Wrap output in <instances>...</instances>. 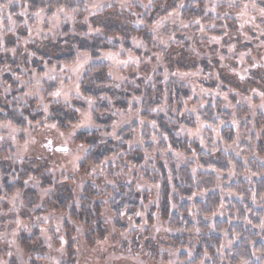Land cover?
Wrapping results in <instances>:
<instances>
[{"label":"trees","instance_id":"obj_1","mask_svg":"<svg viewBox=\"0 0 264 264\" xmlns=\"http://www.w3.org/2000/svg\"><path fill=\"white\" fill-rule=\"evenodd\" d=\"M91 1L16 0L17 5L11 10L15 14L21 10L31 15L43 11L52 16L60 8L75 13L77 21L73 26L64 25L56 37L19 48L14 56L4 52L0 43V128L11 125L25 132L31 125L47 122L70 131L80 119L76 110L86 111L84 99H91L94 101L91 117L99 129L80 133L77 141L88 149L81 166L83 170L89 168V172L91 167L99 173H89L81 197L77 198L74 178L57 182L49 173L52 163L45 150H33L26 161L16 163L9 158L10 152L14 151L0 145V223L16 218L15 212L4 214L9 208L2 197L6 199L19 194L22 219L35 224V217L44 212L62 213L67 220L88 230V246L102 247L107 237L111 241L114 239H111L109 220L116 231L125 230L129 221L137 226L142 224L150 192L140 191L135 185L133 177L138 175L142 183L157 191L158 201L147 214L148 223H155L151 211L157 213L158 220L172 234L160 235L153 240L155 233L151 227L145 232L136 230L131 241L122 242V251L132 249L136 256L159 255L163 246L192 252L196 257L190 264H201L207 256L218 261L217 254L224 244L222 234L227 233L234 241L227 252L231 264H264V208H257V201H262L264 166L256 164L257 157H264V114L257 113L253 122L255 129L251 132L252 120H245L248 110L237 107L236 122L242 124L243 131L241 153L230 152L229 147H239L238 135L232 125L234 116L225 108L224 101L203 96L210 103L205 109L199 108L200 121L196 120L187 115L185 109L188 102L197 105L200 100H193L191 87L173 75L175 69H202L207 75L217 72L221 92H227L229 86H233L231 88L242 94L249 93L253 86L250 79L256 72L251 71L249 81L243 85H237V80L231 83L223 77V66L216 57L218 45L208 43L213 37H224L228 30L241 39L234 18L238 8H230L226 3L230 0H142L141 4L132 5L131 13L121 15L116 8L105 9L87 22V3ZM215 1L222 5L215 6ZM255 1L260 9H264V0ZM175 14L182 25L167 28L164 34L167 46L162 50L157 46L155 29ZM137 20L141 26L137 25ZM261 24L264 25V20ZM91 28L100 29V34L88 36ZM132 39H139L154 54H161L165 66L157 65L152 74L145 72L134 82L117 87L110 75L111 66L94 64L82 80V98H72V105L55 101L53 94L58 85L48 82L43 90L45 101L51 104L48 118L37 98L28 99L26 104L21 102L20 96L26 89L17 78L25 77V71H41L45 64H74L78 53L98 60L104 53H116L124 48L139 56L142 49L135 50ZM228 45L225 38L224 55ZM250 48L252 46L244 45L240 50ZM167 69L173 72L170 79H167ZM217 83L212 80L204 84L213 88ZM231 100L235 101V96ZM130 111L139 112L143 125L133 122L114 137L115 125ZM201 123L206 125L204 143L181 134L183 129L198 130ZM247 157L251 159L246 160ZM233 170L235 181L230 182L225 178ZM219 177H223L224 184ZM30 179L39 182L42 189L52 188L54 192L50 199H42L38 189L29 186ZM218 215L223 217L215 218ZM5 227L2 225L1 230ZM14 228L13 225L8 227L9 230ZM63 230L69 232V227ZM33 233L32 237L24 233L20 236L26 263L54 264L47 257L48 250L40 238L39 228ZM68 235L70 260L61 264H78L79 245L74 241L75 236L70 232ZM216 259L214 264H219Z\"/></svg>","mask_w":264,"mask_h":264},{"label":"rangeland","instance_id":"obj_2","mask_svg":"<svg viewBox=\"0 0 264 264\" xmlns=\"http://www.w3.org/2000/svg\"><path fill=\"white\" fill-rule=\"evenodd\" d=\"M141 3L142 0H93L87 3L89 14L86 21L88 22L92 16L103 12L105 9L116 8L121 15L125 12L131 13L132 5ZM226 3L230 8H238V13L234 18L239 25L237 33L241 35V39L237 35L235 36L232 31L228 30L224 37H213L208 43H210L209 45H218L219 50L216 53V57H218L223 66V77H226L231 83L237 80V85H243L245 81H249L247 80L249 73L251 71L256 72V76L250 79V83L253 86L250 87L251 90L249 93L247 95L242 94L236 89L231 88L233 86H229V91L221 92V82L218 73L212 72L207 75L204 74L202 69L190 71H179L175 69L174 74L167 69V79L172 78L171 74H173L176 78L191 87L194 94L193 100L195 98L199 99L200 105L190 104L188 102L185 113L198 121H200L198 114L199 108L205 109L210 103V101L203 99V96L211 97L212 99L221 98L224 101L225 108L234 116L232 125L238 135L237 144L239 147H235L236 150L235 148L229 147V151L239 154L241 153L239 148L243 131L241 130L242 124L236 122L237 107L243 106L248 110V117L245 120H252L250 122L251 132L255 129L253 122L255 121L254 119L257 113L261 112L264 114V25L261 24L264 16H261V9L256 5L255 0H246L244 2L242 0H230ZM214 4L215 6L222 5L219 1H215ZM15 5H17L16 0L0 1V43H2L3 51L10 52L13 56L16 55L19 48H26L28 44L33 42L41 41L49 37H56L64 25L70 24L73 26L77 21L75 13H70V11L60 8L52 16H49L43 11L31 15L21 10L15 14L11 11ZM144 7H147V5ZM137 23V25L141 26L138 20ZM180 25L182 23L176 14L170 16L166 21L160 22L155 29L157 46L160 49L164 50L167 46V39L164 38L167 28H179ZM100 32V29L95 30L91 28L88 36H95L100 34ZM225 38L229 42V45L226 46V54L224 55L222 49L225 47ZM132 42L135 50L142 49L141 55L138 56L135 51H125L124 48H120L116 53H104L100 59L94 60L89 55L78 53L74 64H63L59 66L45 64L41 71L37 69L25 71V77L17 78V80L21 81V86L26 89V93L20 96L21 102L26 104L28 99L37 98L40 107L45 111L48 118L51 104L45 101L43 95V90L48 82H54L58 85L55 93L59 92L60 95L56 96L54 95L55 93L53 94L55 101L72 105V98H82V80L87 69L94 64L106 63L110 65V75L117 87H123L128 83L134 82L145 72L152 74L157 65L165 66V63L161 59V54H154L155 52L150 51L139 39H132ZM244 45H250L252 48L241 51L240 49ZM192 49L193 52H196L194 48ZM212 80L218 82L217 87L210 88L204 84L211 83ZM232 96H235V101L231 100ZM84 101L88 109L86 111L80 110L79 108L76 110L80 119L77 124L71 126L70 131H64L56 125L53 127V124L47 122L31 125L25 132L11 125H2L0 128V145L6 146L14 151L13 153L10 152L9 155L12 161L23 163L26 161L28 154L33 150H45L49 158V163H52L49 173L57 182L74 178L77 198L81 197L86 183L90 178L89 173H99L98 170H94L91 167L89 172V168L83 170L81 167L85 163L88 149L77 141L78 136L82 132H94L99 129L91 117V111L94 109V101L87 98ZM133 122L143 125L144 122L139 112L130 111L128 114L122 115L120 122L115 125L113 136L116 137L120 131L130 127ZM228 125H231V123ZM205 128L206 125L201 123L198 130L191 131L183 129L181 134L202 141ZM22 134L24 136L23 141H21ZM48 141H50V146L48 145ZM202 142L204 143V140ZM215 142H219L217 134H215ZM58 148L67 149V151H57ZM248 159L251 158L247 157L246 160ZM257 159L256 164H259L261 167L264 166V157H257ZM234 175L233 170L225 179L230 182L235 181ZM262 178L264 179V175ZM219 179L221 180V184H224L222 182L223 177H219ZM133 180L140 191L150 192L146 207L147 211L142 216V224L137 226L133 221H129L125 230L116 231L115 228L113 229L112 221L109 220L111 222V239L113 237L114 239L111 241L107 237L103 243L105 245L102 244V247L96 248H92L86 243L88 230L83 226L67 220L66 216L62 213L54 211L44 212L42 215L35 217V224H32L31 221L22 219L19 214V207L22 205V199L19 194H15L6 199L2 197V199L7 201L9 208L4 214L8 215L7 213L10 211L15 212L16 218L8 219L4 223H0V264H27L21 251L20 236L24 233L28 237H32L34 234L33 231L36 228H39L40 238L48 250L47 257L54 264H61L68 259L70 260L69 232L72 236L76 237L74 241L79 245L77 251L78 264H190L194 262L196 255L187 250H172L162 246L160 247L159 255L157 253H147L136 256L132 253V249L125 251L120 249L122 242L131 241V235L136 230H143L145 232L151 227L155 233L153 240H156L160 235L172 234L158 220L159 216L157 213L151 211L155 223L150 225L147 221L148 212H150L152 206H155L158 201L156 189L147 183H142L138 175L133 177ZM250 180L252 181V185H254L253 180ZM28 184L38 189L44 200L50 199L53 195L54 190L52 188L42 189L40 183L34 179H30ZM261 195L260 199L262 201H257V208H264V189H261ZM41 207L45 209L43 204H41ZM221 217L223 216L218 215L215 218ZM2 225H6L3 230H1ZM10 225H13L15 228L9 230L8 227ZM262 225H264V220H262ZM67 227H69V232L63 230L64 228L67 229ZM222 236L224 238V244L221 251L217 254L218 261L216 258L207 256L201 264H214L215 259L219 264H231L230 260H228L227 252L232 249L234 241L232 242L230 240V236L227 233H223ZM114 245L115 247H113ZM256 258L261 259L262 257L256 256Z\"/></svg>","mask_w":264,"mask_h":264},{"label":"snow or ice","instance_id":"obj_3","mask_svg":"<svg viewBox=\"0 0 264 264\" xmlns=\"http://www.w3.org/2000/svg\"><path fill=\"white\" fill-rule=\"evenodd\" d=\"M253 6H255V5H253ZM261 16H264V9H261ZM54 95H56V96H59L60 95V93L59 92H57V93H55ZM53 127H54V125H53ZM62 151H67V149H62Z\"/></svg>","mask_w":264,"mask_h":264},{"label":"water","instance_id":"obj_4","mask_svg":"<svg viewBox=\"0 0 264 264\" xmlns=\"http://www.w3.org/2000/svg\"><path fill=\"white\" fill-rule=\"evenodd\" d=\"M57 151H62V149L61 148H58Z\"/></svg>","mask_w":264,"mask_h":264}]
</instances>
